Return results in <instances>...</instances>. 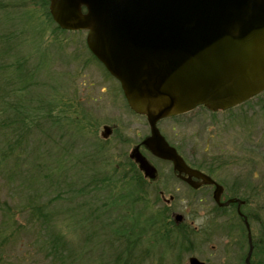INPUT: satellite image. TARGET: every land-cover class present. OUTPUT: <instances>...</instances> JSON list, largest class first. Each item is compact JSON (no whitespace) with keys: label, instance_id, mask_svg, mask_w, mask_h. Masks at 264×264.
<instances>
[{"label":"rangeland","instance_id":"rangeland-1","mask_svg":"<svg viewBox=\"0 0 264 264\" xmlns=\"http://www.w3.org/2000/svg\"><path fill=\"white\" fill-rule=\"evenodd\" d=\"M45 1L0 0V89L21 86L16 77L21 68L29 87L10 102L36 111L54 108L48 116L34 111L27 127L0 114V264L2 254L8 264H64V258L66 264H189L191 257L206 264H246L248 246L240 230L230 236L218 232L228 215L213 217L216 188L193 189L176 178L170 163L144 148L158 178L147 179L140 171L146 180L140 185L130 155L150 134L147 119L131 110L120 83L91 53L87 32L56 31ZM238 111L212 114L200 107L159 128L189 162L226 185L227 196L233 191L249 199L247 213L256 217L253 237L259 239L264 238V113L257 120H238ZM241 121L247 129L239 127ZM105 125L115 126L108 139L101 135ZM116 200L123 204L114 206ZM34 205L48 222L36 220ZM178 214L184 216L183 230L192 233L185 242L190 249L152 246L146 222L157 216L170 224ZM58 234L67 242L61 259L44 243L52 244ZM129 237L139 244L130 254Z\"/></svg>","mask_w":264,"mask_h":264},{"label":"water","instance_id":"water-1","mask_svg":"<svg viewBox=\"0 0 264 264\" xmlns=\"http://www.w3.org/2000/svg\"><path fill=\"white\" fill-rule=\"evenodd\" d=\"M49 1L57 26L88 32L91 53L118 80L129 107L147 117L150 135L143 145L172 162L178 177L193 189L214 185L219 207L237 202L240 212L243 202H222L223 186L189 167L158 123L199 106L227 110L264 90V0ZM112 133L105 126L102 136ZM130 156L146 178H157V169L139 149ZM182 220L178 214L176 222ZM246 224L250 264L247 219ZM189 264L206 263L192 257Z\"/></svg>","mask_w":264,"mask_h":264},{"label":"trees","instance_id":"trees-1","mask_svg":"<svg viewBox=\"0 0 264 264\" xmlns=\"http://www.w3.org/2000/svg\"><path fill=\"white\" fill-rule=\"evenodd\" d=\"M44 5H47L49 7L50 5V1L47 0L44 2ZM48 14V18L50 20V22L54 25L52 16L50 14V12H47ZM56 31H62L60 30L58 27L56 28ZM65 32V31H63ZM20 68V67H19ZM6 70V67H5ZM8 71V70H7ZM21 72V68L18 69V74H17V82H23L21 83L22 85L18 86L17 89L11 91V92H7V90H5L6 88H2L0 89V114L2 115H6L8 114V116L5 118V120H10L11 124L13 125H17L18 123H23V125L25 127L27 126H31V124H33V121L35 118V112L36 110H33L32 107L30 106V104H27L25 106L16 104L15 106L10 102V99L12 96L14 95H20L25 89H28L29 84H28V79L24 77V74H19ZM54 108H50V107H45V108H39L36 113L37 115H42V113H47L46 116H48V113L53 112ZM230 112V111H228ZM212 114H216V113H212ZM50 116V115H49ZM11 118V119H9ZM9 155L6 154L3 159H7L8 160ZM160 160V159H158ZM162 161V160H160ZM166 163H170V162H166ZM130 166L133 168L135 175L138 179V181L140 182V185L146 182L145 179H143L141 177V172L137 166V164L132 161L130 162ZM171 164V163H170ZM1 166V165H0ZM97 179L93 180L92 185L95 186V188L97 187L96 185ZM225 186V190L227 192L228 188L226 185ZM84 191V190H83ZM228 193H226L227 196ZM227 197H229V199H237L242 201L243 203L241 204L240 207V212L242 213V215L239 212L238 209V203L234 202L232 204H230L228 207H219L217 204H215L214 206V210H213V217L216 216L217 220H220L223 218L224 215H228L227 218V222H223L220 224V226L218 227V232L222 231V230H226L227 232V236H230L231 233L236 230L239 229L240 230V234H242L244 236V238L246 239V241H244L245 245L247 244L248 246V252H247V256L249 255L250 252V239H249V229L247 228V224H246V219L247 222L250 226V231H251V235H252V244H253V252H252V262H255L256 264H264V238H259L257 239L256 237H253V232H252V227H251V222L256 218L255 216H253L254 218H252V215H250V213H247V209L246 207L248 206L249 203V199L246 197H241L239 195H237V193L235 194L233 191H231L230 196L228 195ZM121 200H116L114 203H112L114 206H119L121 204H123V202H120ZM161 212L166 213L168 212V210H161L158 211L157 215H159ZM32 213L35 216L36 220L39 218V221H41V223H46L48 222V218H45L43 216H41V214L43 213L41 209H37L36 206L34 205V207L32 208ZM47 213V212H46ZM231 216V217H230ZM155 217V218H154ZM152 221H148L147 223V230L149 232V236H148V241L149 243L154 247L155 246H162L165 245L167 248H175L178 247L179 253L182 252V250H189V247L185 246V242H187L190 239V236L192 235V233H190L187 229V231L183 230L184 225L179 224L177 222H171L170 224L168 223L164 224L163 219L159 218L157 216H154ZM237 220V222H236ZM238 221L240 222L238 224ZM239 226V227H238ZM22 232H25V228H22ZM19 232L20 229H18ZM132 234L135 233V229L133 228L132 230ZM128 232L130 233V231L128 230ZM195 234H198L197 231H194ZM248 233V237L246 236V234ZM131 236V233L130 235ZM130 240L128 242V251L129 254L133 252V250L135 249V246L139 245L136 244L135 241L132 239V237H129ZM52 244L50 243V241H45V245L48 244L50 251L49 253L52 256H57L56 259H61V254L63 253V246L67 245V242L65 241L64 237L62 235H54L51 239ZM192 242V241H191ZM169 248V249H170ZM3 256V260L4 263L3 264H8L9 261L5 260L4 258V254H2ZM60 257V258H58ZM256 258V260H255ZM246 261V260H245ZM62 262H64V264H66V259L64 258L62 260ZM246 263V262H245ZM247 264V263H246Z\"/></svg>","mask_w":264,"mask_h":264},{"label":"flooded vegetation","instance_id":"flooded-vegetation-1","mask_svg":"<svg viewBox=\"0 0 264 264\" xmlns=\"http://www.w3.org/2000/svg\"><path fill=\"white\" fill-rule=\"evenodd\" d=\"M236 109H238L239 111V119L238 120H257V115H262L263 113H264V91L261 93V94H259V95H257V96H255V97H253V98H251V99H248L247 101H245V102H243V103H241L240 105H238L237 107H236ZM231 110V109H230ZM261 119L262 120H264V116L263 117H261ZM243 124V121H241V123H239V127H241V129H247V128H242V126H244V124ZM114 127V129H115V126H113ZM162 132V131H161ZM163 134V133H162ZM164 135V134H163ZM165 136V135H164ZM166 137V136H165ZM167 139V138H166ZM167 141L171 144V142L167 139ZM171 145H173V144H171ZM174 147H176L175 145H173ZM145 149V150H147V151H149L144 145H142V142L140 143V144H138V145H136L134 148H133V150H132V152L134 151V150H136V149H139L140 151H141V153L147 158V156L143 153V151H142V149ZM177 148V147H176ZM177 150H178V152H179V154L183 157V159L185 160V162L187 163V165L189 166V167H191V168H193V169H197V170H199V171H201V172H203L204 174H206V175H208V176H210L213 180H215L217 183H219L220 185H222L223 186V188H224V191H223V195L224 194H226V190H225V186L223 185V184H221V182L220 181H218L217 179V177L213 174V173H211L210 172V170H206V169H203L202 167H198V166H196V165H194V164H192L191 162H189V160L181 153V151L177 148ZM207 152V151H206ZM148 159V158H147ZM171 165H172V167H173V164L171 163ZM173 172H174V175L176 176V178L178 179V180H180V181H182V182H184L185 184H187L185 181H183L182 179H180L179 177H178V174L174 171V167H173ZM187 177V176H186ZM157 178H158V172H157ZM156 178V179H157ZM156 179H154V180H156ZM195 179V178H194ZM153 180V181H154ZM195 181H197V182H201L200 180H197V179H195ZM188 185V184H187ZM201 188H205V187H207V188H209V189H213L214 190V188H215V186L214 185H201L200 186ZM223 195H222V198H223ZM229 199V198H228ZM252 257H253V255H252ZM252 257H251V262H252ZM246 262V261H245Z\"/></svg>","mask_w":264,"mask_h":264}]
</instances>
